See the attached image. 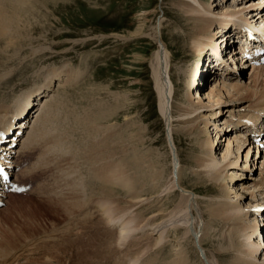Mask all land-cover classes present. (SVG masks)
<instances>
[{"label":"rangeland","instance_id":"1","mask_svg":"<svg viewBox=\"0 0 264 264\" xmlns=\"http://www.w3.org/2000/svg\"><path fill=\"white\" fill-rule=\"evenodd\" d=\"M213 1L208 0L206 4ZM256 1L258 0H243L242 2L241 0H229L226 3L224 2L227 8L223 6L222 11L229 8L233 9V11L241 10V8L246 6L257 7ZM38 3L34 5L38 11L35 8L34 10L38 13L31 11L32 15L30 12L28 16L30 25L27 27V30H29V37L27 36L28 38H26L27 41H18L20 44L16 41V45L7 50L0 48V103L6 102L7 104H11L20 95L21 97L25 96V93L28 94L34 87L44 84V81L47 83V81L52 79L51 89L49 90L51 91L49 93L51 96L48 100L52 102V99L55 97L56 106L54 111L58 108L55 112L60 111L62 116H60L61 118L58 116V120L61 119L63 121L59 120L60 133H58V141L55 145L52 143L51 136L48 135L47 140L45 139L47 148L44 151L48 150L47 161L44 160L45 157L41 161L37 160L40 159V152H42L41 150L45 146H43L44 143L40 150H34L26 155L35 154L34 162L30 164V167L32 165L36 166L37 161H40L38 165H41L39 166L41 169L35 170L30 176H36L38 179L42 177L44 181L34 189L33 194L8 195L7 198L5 197L6 204L1 205L0 213L1 211L3 213L0 219L2 221L5 219L8 223L13 222L14 225L17 224L20 230H22L20 228L21 224L29 223L31 225L30 231L38 233L37 237L34 238L36 242L32 252L34 254L50 255L51 259L57 260L58 264H100L101 262H105L104 264H122L130 257L132 252L139 251V249L133 250L130 248L131 253L129 252V254L126 253L122 256L127 259L122 258L121 260V256H117V253H115L117 255L103 254L102 250L104 247L99 243H102L105 236H108L110 232L114 233L116 229H104V226L100 222H93V225H91L86 222L88 218H85L83 222L81 219L89 215L87 213L88 209H91L90 213L95 211L93 206H89L88 204L87 207H83L84 209L80 207V212L77 209L82 205L83 201H86L94 193L88 187L91 181L88 179L92 178L95 181L94 175L98 176L99 173V169L97 168L104 161L107 162V160L100 161V156L94 157L93 155H97L95 154L96 152L105 154L106 152L104 151L111 150L107 155L109 156L110 154L108 161L121 159L123 164L125 163L124 165L127 164L130 167H127V171L130 169L129 174L136 173L137 166L132 163L135 156L136 158L138 156L142 157L144 161L142 164L140 163L141 166L138 168L137 176L139 177L138 181L141 180L140 182L144 183V188L140 192L141 186L139 185L138 190L140 194L146 195L145 197L158 195L163 190L164 184H167L171 180V158L173 159V157L170 152L168 139L166 138L168 129L159 113L158 98L151 67L153 56L158 49L157 42L153 40L151 35L155 31L157 32L160 26L159 38L170 54L169 74L174 84L171 113L173 142L181 162V166L179 167V169L182 168L180 173L181 187L188 191L189 194H180V190L175 187L173 192L171 191L172 193H169L167 196L164 195V198H161L159 205L165 209L171 208L179 202L181 195L189 196L191 192L192 198L195 199L194 208L198 209V213L203 219L201 225L206 229V236L202 238L200 246L206 256L210 257L211 254L214 258H218L219 264H229L231 255L226 254L229 249L227 248V231L221 228L220 223L212 222L209 224V215H206L209 214L207 213L209 200L217 196L218 191L213 186L207 185L208 183L203 178L194 173L192 162L196 153V145L188 135H184L177 128V121L181 118L179 107L185 102V91L187 92L188 90L191 97H196V92H198V95L202 96L203 103H206V95L210 92V89L217 84L222 85V83L217 81L220 74L215 76L217 70L212 69L211 72L214 75L208 82L205 83L202 79L197 81L202 82L203 86H201V89L195 87L186 88L185 70L190 66L195 67V70H197L196 66L201 62H205L203 59L207 58L208 64L210 63V59L209 56H206V58L201 56L200 61L198 57L194 59L191 55L193 51L190 50L188 42L183 40L185 32H189L190 21L178 0H38ZM215 4L216 1L212 3L213 9H215ZM219 5L223 4L218 3ZM257 9L256 12H258ZM251 11L250 9L246 11L248 15L245 18H247V21L249 20V22L255 24L257 22L252 14L257 13ZM262 13L264 14V12ZM235 16H238V14L232 17ZM262 17L264 19V15ZM228 31L226 30V32ZM239 39L237 38V40ZM6 43L7 41L1 39L0 47L4 48ZM223 45L226 48V43ZM218 48L220 50V47ZM233 49L234 47H229L222 51L224 61H227L235 70L239 68L243 74L242 80L238 83L239 86H253L254 73L257 71L255 67L258 66L253 67L249 64V66L242 67L236 59L235 62H232L231 52ZM208 53H210L209 50ZM190 55L191 57H189ZM204 64L206 62L202 65ZM50 72L55 73V76L60 73V77L56 78L53 75L47 77ZM71 73L75 76L74 78L73 75L71 78ZM201 77L203 78V76ZM261 79L264 80V75ZM228 80H231L232 83H236L235 81H237H232L233 79L228 78L224 83L228 84ZM64 83V88L60 89L59 85ZM38 99L33 104L39 103L37 106L39 109L43 103V98L39 97ZM58 103L61 105L59 106ZM60 107L62 108L60 109ZM64 109L68 111L66 110L67 112L65 113ZM32 116L34 117V115ZM86 116L94 117L93 121L97 125L95 137L93 136L92 139L88 140L84 138L86 134L81 130V126H78V124L80 125L86 119ZM77 117H81V121ZM66 119L68 120L66 121ZM29 120V126L27 127H30L32 124V120ZM69 120H73V122ZM67 123H69V126H67ZM28 131H30V128H28ZM65 131L69 132L66 133ZM24 132L26 133V131ZM61 134L62 137L59 136ZM211 135L213 137L215 134L211 132ZM61 138L62 142L60 141ZM225 138V136L220 138L222 140H219L221 141V147L220 151H217L216 154L223 152L225 149L226 141L223 142ZM94 139L95 141H93ZM59 141L62 145H59ZM251 146V152L263 157L264 152L258 153L257 149H255L256 145L254 141ZM245 151L241 154V161L244 160ZM91 158H96L95 160L97 161ZM160 159L161 161H159ZM156 160L159 162L160 168L158 166L157 168L160 174L156 177V180L158 179L157 182L156 180L152 182V178L149 176L148 162L153 163ZM55 163L57 165L56 171L53 168ZM259 164L257 163L253 166L252 163H248L246 169L250 173L259 174L260 171L256 170ZM142 165L144 166L142 167ZM243 182H240V184ZM155 187H158L156 188L157 190ZM238 187L240 188V186ZM69 189H75V192L69 194ZM113 189L114 191H112V196L110 197L118 201L119 209H117V205L116 207L114 206V213L117 215L120 212L119 210L121 212L125 211V206H128L126 202L128 197L124 190L116 186ZM46 190L47 192H45ZM82 190H84L83 194ZM89 191L91 193H88ZM59 198L63 199V201L60 202ZM151 204L135 209L133 214L140 211L143 212L147 208V211L145 210L141 215L143 220L147 219L149 215L154 213L152 212L153 209H156L149 210L150 207H153ZM194 208H192L190 214L191 217L194 215L193 217L196 218L197 209L193 211ZM6 210H8L7 213ZM116 215L114 219L119 216ZM98 225L103 229L101 230ZM25 232L27 231L24 230ZM102 232L108 234L105 235ZM95 235L98 237H95ZM171 236L174 238L175 234H170V239H172ZM83 247L84 249L81 251ZM98 249L101 251H97ZM183 249L188 253L185 256L186 260L188 258V264H202V259L198 255L197 246L194 240H192L191 234L184 241ZM85 251L89 252V254H85ZM162 251L157 253L158 255L153 256L154 260L152 263L164 264V261L172 257V252L174 253V251L169 250V247L166 246ZM99 252L100 254L102 253V258ZM86 255L88 256L86 257ZM94 257L97 262L94 261ZM106 258L107 260L105 261ZM90 259H93V262Z\"/></svg>","mask_w":264,"mask_h":264},{"label":"bare ground","instance_id":"2","mask_svg":"<svg viewBox=\"0 0 264 264\" xmlns=\"http://www.w3.org/2000/svg\"><path fill=\"white\" fill-rule=\"evenodd\" d=\"M35 1L0 0V40L3 39L7 41L4 48L0 47L1 49L7 50L11 47H14L16 45V41L17 43L18 41H27L26 38L29 37V30H27V27L30 25V20L28 19L29 13L31 11L37 12L38 9H36L34 5L35 3L36 5L41 3H38V0L36 2ZM207 1L208 0H178L180 6L182 7L184 13H186L190 21L189 32H185L183 40L185 42H188L190 50L193 51L191 55L194 59L198 57L200 61L201 56H204L205 58L206 56H209L210 59L209 64L207 62V58L203 59L205 60L206 64L202 65L205 62L199 63V65L196 66L197 70H195V67L193 68L191 66L187 70H185V86H187L186 88L195 87L201 89V86H203V84L202 82L197 81L199 79H202L203 82H208L214 75V73L212 74L211 72L212 69H214L215 71L217 70L215 72V76H217V74H220L218 75L219 77L217 81L219 83L221 82L222 85L217 84L210 89V92L206 95V103H203L202 96L198 95V92H196V97H191L189 91H185V102L181 105V107H179V115L181 118L177 121V128L181 130L184 135H188L196 145V153L192 162L194 173L203 178L204 181L208 183L207 185L213 186L218 191V195L209 200V209L207 212L209 214L206 215H209V224H211L212 222L220 223L221 228L227 231V248L229 249L226 254L228 253L231 255V261L229 262V264H264V155L263 157H261V155H257V153L251 152V144H253V141L255 140V132L253 128H258L264 125V80L261 79V77L264 75V65L255 67L257 71H255L254 73L253 81L251 80L253 86L241 87V85L239 86L238 83H240V81L242 80L241 77L243 76V74L240 72L239 68L236 70L235 68H232V66L227 61H224L222 57V51H224L226 48L234 47L235 50L233 49L231 52V61L235 62L236 59V61L238 60V62H240L242 67L247 65L249 66L247 60L240 58L241 54H238L240 48L242 46H246L241 35L243 30L241 32L240 26L246 25L242 27H245L246 29H255L256 32H264V19L262 17L264 15L262 13L264 12V0L256 1L258 4L256 5L257 7L246 6L241 8V10L234 11L230 8L222 11V8H224L223 6L227 8L226 5H224V2L226 3L229 0H214L212 3L216 1V4L214 5L215 9L212 8V3L206 4ZM242 1L243 0H241V2ZM218 3L223 5L218 6ZM34 8L37 11L34 10ZM249 9L252 10L251 12H256V9L258 10V12H256L257 14H252L257 22L255 24H252L251 22H249V20L247 21V18H245V16L248 15L246 11ZM32 12L30 13L31 15ZM235 14H238V16L232 17ZM31 25L33 26V24ZM228 29L230 30L228 31ZM226 30L228 32H226ZM159 31L160 26L158 28V31H155V33L151 35L153 40L157 42L158 45V49L153 56L151 67L152 77L154 80L153 82L158 98L159 113L165 123V126L168 129L166 138L168 139L170 152L173 157V159L171 158V180L167 182V184H164V186L162 187L163 190H161L158 195L145 197L146 195L140 194L138 190L139 185L141 186L140 192L142 191V188H144V183H141V180L138 181L139 177L137 176L138 168L144 161L142 157L138 156V158H136L135 156L133 160L134 162L132 161V163L133 165L137 166V170L135 171L136 173H131V175L129 174L130 169H128L127 171V164L124 165L125 163L123 164L121 159H118L116 161H108L110 154L109 156L107 155L111 150L107 149L108 151H104L106 152L105 154L99 151L101 153L96 152L95 154L97 155L93 156L96 158L97 156H100V161L107 160V162L104 161L100 164V166L97 165L99 166L97 168L99 169V173L98 176L96 174L94 175V178L96 179H94L95 181H93L92 178L88 179L89 181L91 180L89 184L90 186L88 187L91 189L92 193H94L93 195H91V197L87 198L86 201L82 200L83 203L78 207L77 210H79L78 212H80L81 208H85L89 204V206H93L95 211L90 213L91 209H88V212H86L89 213V215L81 219L82 221L85 218H88L89 221H87V219L86 222L91 225H93V222H100L104 226V229H116L114 233H106L108 234V236H105L106 234L102 232V234H105L103 235L105 236V238L102 242L103 244H99L103 245L105 249L102 250L103 254L114 255L115 253H117L118 255H115L121 256V260L122 258H125L122 256H124L126 253H131L130 248H132L133 250L139 249V251L137 252H132L130 257L127 256L128 259L125 258L127 260L122 264H155L152 263L154 260L153 256L158 255L157 253L161 252L165 246L169 247V250L174 251V253L172 252V257L167 261H164V264H188V258L187 260L185 259V256L186 254L188 255V253L183 249V243L187 239L188 235L190 236V234L192 240H194V243L197 246V252L202 259V264H219L218 258H214L211 254L210 257L206 256L204 250L200 246L202 238L206 236V229L201 225L203 219L198 213V209L194 208L195 199L192 198L191 192L189 196H186L189 194V192L181 187L180 173L182 171V168L179 169V167L181 166V162L179 154L176 151V146L173 142L172 134L173 121L171 113L172 102L174 98V84L169 74L170 54L168 53L166 47L160 41ZM237 38L240 39L237 40ZM20 42L18 44H20ZM225 43L226 48L225 45H223ZM231 44L233 45L230 46ZM218 47H220V50ZM20 50L22 51V49ZM208 50L210 51V53H208ZM191 55L189 57H191ZM54 72L56 73V71ZM55 73L53 74L50 72L47 77H50L52 75L54 77ZM59 74L60 73L56 74L55 77H60ZM72 75L73 74L71 73V78ZM201 76H203V78ZM47 77L46 79H48ZM74 77L75 76L73 75V78ZM204 78L206 79L204 80ZM228 78L233 79L232 81H237H235L236 83H232L231 80H228L229 83L225 84L224 81H227ZM52 81V79L47 81V83L44 81V84L34 87L32 91L28 92V94L25 93V96L21 97L20 95V97H18L13 102L15 103L13 106H0V132H2L3 130L7 131L16 118L21 117L28 110L32 111L35 106L33 105V103L36 101V99H38L39 97L43 98L41 107L36 111L34 110V113H36L34 117L31 116V126H26V129L28 130V128H30V131L27 132L26 130V133L24 132V134L22 135L23 139L20 140L22 137L19 139L20 147H18V150L16 152V154H18L17 164L23 163V160L28 157L26 156L27 154H30L34 150H40L43 143V146H45L44 148H42V152H40V159L37 160L41 161V159L45 157L44 160L47 161L48 158L46 156L48 155V150L44 151V149L47 148V142L45 141V139L47 140V137L51 136L52 143H54V145L58 141V133H60L59 120H61H58V116L59 118H61L62 116L60 114V111H57L58 113L55 112L58 108L54 111L56 106L55 97L53 99L51 98L52 102L48 100L51 96V94L49 95V93L51 92L49 90L51 89ZM64 85L65 83L59 85V88H64ZM195 99H197L196 102H194ZM3 103H1L0 105H2ZM58 104L59 106L61 105L60 103ZM62 105L66 106L64 104ZM62 107H60V109ZM66 110L65 113L68 111ZM89 116H86V119H84L80 125L78 124V126H81V130L85 132L86 136L83 137L87 138L86 140L92 139V137L95 135V129H97V125H95V122L93 121L94 117ZM25 118H27V116ZM80 118L78 120H80ZM67 120L68 119H66V121ZM73 120L69 121L73 122ZM67 124L66 125L69 126V123ZM16 126L17 129H19L22 126V122L16 123ZM47 126L50 128L49 130ZM68 130L70 131V129ZM210 131L212 132V134H215L213 137ZM73 132L75 133V131ZM59 136L62 137V134ZM224 136L226 137L223 140V142L226 141L225 149L223 150V152H218V154H216L217 151H220L222 141L220 138ZM60 141L62 142V138ZM93 141H95V139ZM61 142L60 144H58L62 145ZM52 143L50 142V144ZM58 147L60 148V146ZM255 149H257L258 153L262 152V149L260 148V146L258 147V144H256ZM244 151V160L241 161L240 157ZM2 152L3 160H8L7 155L9 154L10 150L4 148ZM93 156L91 155V157ZM13 158H15V156ZM96 158L91 159L95 160ZM91 159L90 161H92ZM40 161H37V165ZM159 161H161V159ZM11 163H13V161L8 160V164ZM148 163L149 167L147 165L146 166L149 168V176H151L153 182L160 174L159 169L157 168V166L159 167V162L156 160V162ZM248 163H252L253 166L257 163H260L258 169H256L259 170L260 173L255 174L248 172L249 170L246 169ZM30 164L28 165L29 167L27 166V169L21 171V173L18 175L19 178L31 177L30 175L33 174L35 170L41 169L39 167L41 165H38V167L37 165H32L30 167ZM241 164L243 165L241 166ZM143 166L144 165H142V167ZM56 167L57 165L55 163V165H53L55 171ZM243 178L245 179L243 180ZM242 181H244L242 183L243 187L242 184H240V182ZM115 186L117 188H120L121 190H124L128 197L126 201L128 203V206H125L124 212H121V210H119L120 212L117 213V215L119 216L114 213L116 205L117 209H119L118 201L114 200L113 197H110L112 196V191H114L113 187ZM238 186H240V188ZM175 187L180 190V194H186V197L181 195L179 197V202L173 205L171 208L165 209L163 206H160L159 204L161 203V198H164V195L167 196L169 193H172ZM156 188L158 187H155V189ZM68 191L69 194H71L75 192V189H69ZM83 191L84 190H82V194L84 193ZM45 192H47V190ZM88 193L91 192L89 191ZM7 196L8 195L0 194V201L2 202V204H6L5 197L7 198ZM84 199L86 198L84 197ZM59 201L62 202L63 199L59 198ZM150 203H152L151 205L153 207H150L149 210L153 208H156L158 210L153 209L152 212L154 213L149 215L147 219L143 220V217L141 216L147 208H145L143 212L140 211L133 214V211H135V209L140 208L144 205H148ZM192 208H194L193 211L197 209L196 218L193 217L194 215L191 217L190 211L192 210ZM8 210H6V213ZM2 213L3 211H1L0 213V218ZM115 215L117 217L114 219ZM20 226L22 230L18 228L17 224L14 225L13 222L8 223L7 221H5V219L4 221L0 219V264H58L57 260L51 259L50 255H43L41 253L34 254L32 252V250L34 249V244L36 242L34 238L37 237L38 233H36L35 231H30L31 225L29 223L21 224ZM103 228H101V230ZM24 230L27 232L24 233ZM201 232H203L202 236ZM170 234H175V237L173 238L171 236L172 239H170ZM96 235L95 237H98ZM52 241H54V239H52ZM128 243L130 246L127 245ZM127 246L129 247L127 248ZM83 249L84 247L81 248V251ZM69 251L71 252V250ZM97 251L101 250L98 249ZM84 253L89 254V252L86 251ZM102 253L100 254L99 252L101 258L103 256ZM87 256L88 255H86V257ZM95 257L93 258L94 261L97 259V257L96 259ZM106 260L107 258L105 259V261Z\"/></svg>","mask_w":264,"mask_h":264},{"label":"water","instance_id":"3","mask_svg":"<svg viewBox=\"0 0 264 264\" xmlns=\"http://www.w3.org/2000/svg\"><path fill=\"white\" fill-rule=\"evenodd\" d=\"M201 254H203V253H201Z\"/></svg>","mask_w":264,"mask_h":264}]
</instances>
